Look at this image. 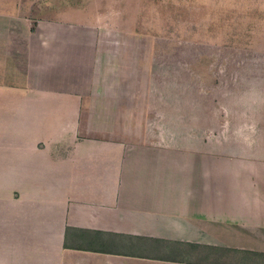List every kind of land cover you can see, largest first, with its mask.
<instances>
[{
    "label": "crops",
    "instance_id": "0c3cea01",
    "mask_svg": "<svg viewBox=\"0 0 264 264\" xmlns=\"http://www.w3.org/2000/svg\"><path fill=\"white\" fill-rule=\"evenodd\" d=\"M68 1L0 0V264H264V0H206L252 47L154 120Z\"/></svg>",
    "mask_w": 264,
    "mask_h": 264
},
{
    "label": "rangeland",
    "instance_id": "374dc122",
    "mask_svg": "<svg viewBox=\"0 0 264 264\" xmlns=\"http://www.w3.org/2000/svg\"><path fill=\"white\" fill-rule=\"evenodd\" d=\"M77 2V12L62 15L63 20L83 25L102 71L113 73L112 82L126 92L119 101L132 117L154 120L162 104L168 117L176 97L181 107L189 96L198 101L209 80L206 71L217 67L220 57L252 47L243 15L205 8L206 0Z\"/></svg>",
    "mask_w": 264,
    "mask_h": 264
}]
</instances>
